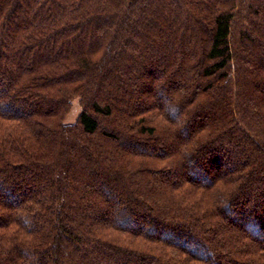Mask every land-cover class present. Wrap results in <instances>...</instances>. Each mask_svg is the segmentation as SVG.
Instances as JSON below:
<instances>
[{"label":"trees","instance_id":"obj_1","mask_svg":"<svg viewBox=\"0 0 264 264\" xmlns=\"http://www.w3.org/2000/svg\"><path fill=\"white\" fill-rule=\"evenodd\" d=\"M0 264H264V0H0Z\"/></svg>","mask_w":264,"mask_h":264},{"label":"rangeland","instance_id":"obj_2","mask_svg":"<svg viewBox=\"0 0 264 264\" xmlns=\"http://www.w3.org/2000/svg\"><path fill=\"white\" fill-rule=\"evenodd\" d=\"M82 111V106L80 104L79 100H75L73 102L72 108L70 110V113L68 114L66 118V122L70 124H74L78 121L79 115Z\"/></svg>","mask_w":264,"mask_h":264}]
</instances>
